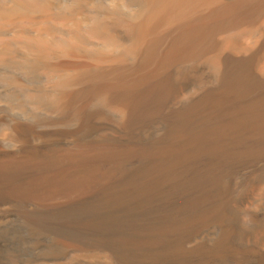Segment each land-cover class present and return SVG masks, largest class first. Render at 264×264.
<instances>
[{"label":"bare ground","instance_id":"bare-ground-1","mask_svg":"<svg viewBox=\"0 0 264 264\" xmlns=\"http://www.w3.org/2000/svg\"><path fill=\"white\" fill-rule=\"evenodd\" d=\"M0 264H264V0H0Z\"/></svg>","mask_w":264,"mask_h":264}]
</instances>
